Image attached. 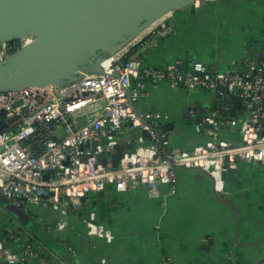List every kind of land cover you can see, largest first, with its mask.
Instances as JSON below:
<instances>
[{
  "label": "built area",
  "instance_id": "1",
  "mask_svg": "<svg viewBox=\"0 0 264 264\" xmlns=\"http://www.w3.org/2000/svg\"><path fill=\"white\" fill-rule=\"evenodd\" d=\"M202 1L210 0L191 5ZM176 11L108 54L101 72H82L54 86L0 93V112H5L0 122L7 123L0 131V191L11 203L25 212L42 205L67 211L108 185L123 191L146 185L157 198L168 184L166 198L177 189L179 169L204 172L223 191L228 175L241 162L264 165V55H243L224 70L204 63L184 70L176 63L146 66L134 53L141 45L157 46L176 35ZM34 40L31 35L0 42V62ZM162 82L188 91H213L220 98L217 106L199 114L195 130L205 131L208 138L192 150L168 148L171 131L163 128L159 112L139 108L146 87ZM235 96L241 112L229 115ZM189 113L197 111L190 108ZM222 131L239 137H223ZM127 135L132 148L114 165L112 153ZM10 237L18 240L14 233ZM30 256L49 264L29 246L23 255L0 247V264H27Z\"/></svg>",
  "mask_w": 264,
  "mask_h": 264
},
{
  "label": "crops",
  "instance_id": "2",
  "mask_svg": "<svg viewBox=\"0 0 264 264\" xmlns=\"http://www.w3.org/2000/svg\"><path fill=\"white\" fill-rule=\"evenodd\" d=\"M173 24L176 35L134 51L146 66L204 63L224 70L243 55H264V0L202 1L177 10ZM219 101L216 92L162 82L146 87L139 108L159 112L171 131L168 148L192 150L208 138L195 130L199 114ZM240 112L233 98L229 114ZM161 189L156 198L146 185L124 191L108 185L67 211L31 206L30 226L0 204V247L23 255L29 246L49 264H264V165L241 162L223 191L190 169L178 170L173 194L163 197L168 184ZM27 264L40 263L30 256Z\"/></svg>",
  "mask_w": 264,
  "mask_h": 264
},
{
  "label": "water",
  "instance_id": "3",
  "mask_svg": "<svg viewBox=\"0 0 264 264\" xmlns=\"http://www.w3.org/2000/svg\"><path fill=\"white\" fill-rule=\"evenodd\" d=\"M195 1L0 0V42L35 36L33 43L0 62V93L54 86L72 81L82 72H101V61L108 54L122 49L169 12ZM234 99L240 106L239 97ZM4 113L1 111L0 115ZM6 124L0 122V131ZM128 140L127 135L113 151L114 165L124 150L132 148ZM100 161L105 163L106 159L101 157ZM0 204L15 213L23 224L32 225L28 214L1 191Z\"/></svg>",
  "mask_w": 264,
  "mask_h": 264
},
{
  "label": "bare ground",
  "instance_id": "4",
  "mask_svg": "<svg viewBox=\"0 0 264 264\" xmlns=\"http://www.w3.org/2000/svg\"><path fill=\"white\" fill-rule=\"evenodd\" d=\"M153 25H155V24H152V26H153ZM152 26H151V27H152ZM151 27H150V28H151ZM140 35H141V34H140ZM140 35H139V37H140Z\"/></svg>",
  "mask_w": 264,
  "mask_h": 264
},
{
  "label": "rangeland",
  "instance_id": "5",
  "mask_svg": "<svg viewBox=\"0 0 264 264\" xmlns=\"http://www.w3.org/2000/svg\"><path fill=\"white\" fill-rule=\"evenodd\" d=\"M238 137H239V135H238ZM1 206H3L2 204H1ZM4 217V216H3Z\"/></svg>",
  "mask_w": 264,
  "mask_h": 264
},
{
  "label": "trees",
  "instance_id": "6",
  "mask_svg": "<svg viewBox=\"0 0 264 264\" xmlns=\"http://www.w3.org/2000/svg\"><path fill=\"white\" fill-rule=\"evenodd\" d=\"M229 115H231V114H229Z\"/></svg>",
  "mask_w": 264,
  "mask_h": 264
}]
</instances>
